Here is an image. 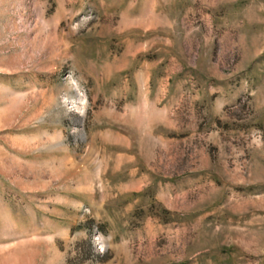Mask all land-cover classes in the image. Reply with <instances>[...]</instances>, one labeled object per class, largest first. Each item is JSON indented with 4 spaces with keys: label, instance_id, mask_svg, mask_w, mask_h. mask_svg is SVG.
<instances>
[{
    "label": "rangeland",
    "instance_id": "1",
    "mask_svg": "<svg viewBox=\"0 0 264 264\" xmlns=\"http://www.w3.org/2000/svg\"><path fill=\"white\" fill-rule=\"evenodd\" d=\"M0 264H264V0H0Z\"/></svg>",
    "mask_w": 264,
    "mask_h": 264
},
{
    "label": "clouds",
    "instance_id": "2",
    "mask_svg": "<svg viewBox=\"0 0 264 264\" xmlns=\"http://www.w3.org/2000/svg\"><path fill=\"white\" fill-rule=\"evenodd\" d=\"M80 114L83 115V113H80ZM93 239L95 240V237H94ZM99 251H100L101 253H103V252L105 251L104 247L101 246L100 249H99Z\"/></svg>",
    "mask_w": 264,
    "mask_h": 264
}]
</instances>
